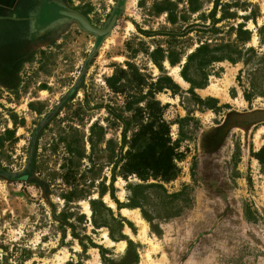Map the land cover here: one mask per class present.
Here are the masks:
<instances>
[{
	"label": "rangeland",
	"instance_id": "374dc122",
	"mask_svg": "<svg viewBox=\"0 0 264 264\" xmlns=\"http://www.w3.org/2000/svg\"><path fill=\"white\" fill-rule=\"evenodd\" d=\"M55 1L67 18L39 26L34 0H0V138L13 131L0 139V264H264V124L233 152V212L215 229L191 167L200 130L228 110L264 109V0ZM168 2L176 24L157 12ZM72 11L99 29L115 21L95 35ZM201 44L238 52L206 66L191 94L180 71ZM134 71L176 86L155 94L179 140L169 181L123 175L138 129L125 106L149 89Z\"/></svg>",
	"mask_w": 264,
	"mask_h": 264
},
{
	"label": "trees",
	"instance_id": "16d2710c",
	"mask_svg": "<svg viewBox=\"0 0 264 264\" xmlns=\"http://www.w3.org/2000/svg\"><path fill=\"white\" fill-rule=\"evenodd\" d=\"M190 10H195L193 6L194 0H188ZM173 7H177L173 2H168L167 7L156 6L157 12H167L168 21L171 24H176V18L173 15ZM248 35V32H245ZM241 40H248V36ZM231 45L222 44L210 46L209 44H201L196 47L189 55H187L186 62L181 68V76L191 84L188 92L194 94L193 88H202L205 84V67L213 62L223 61L225 59L233 62L231 58ZM166 59L170 65H175L179 59H172L166 55L162 58ZM193 62L195 71H199L203 77L202 82L196 81L190 75V67ZM160 68V66H159ZM120 73H126L120 70ZM134 81L138 87L148 85V91L141 94L139 98L126 103V110H132L134 117H137L138 129L132 135L129 142V148L126 151V161L123 167V175L135 174L141 180H147L149 177L154 179H161L169 181L176 173L177 168L175 159L180 158L181 154L178 152L179 140L174 142L169 137L168 125L162 120V107L159 101L155 99V94L165 90H171L174 93L176 88L175 84L168 76H159L155 82L147 84L144 76L134 71ZM119 76H110L106 79L108 86L116 92L118 90L116 83ZM143 102V106L139 104ZM146 119V121L144 120ZM13 137V131L6 129L0 139H10ZM103 194L100 191V196ZM179 194H174L173 197H178ZM173 200V199H171Z\"/></svg>",
	"mask_w": 264,
	"mask_h": 264
},
{
	"label": "flooded vegetation",
	"instance_id": "af4514ba",
	"mask_svg": "<svg viewBox=\"0 0 264 264\" xmlns=\"http://www.w3.org/2000/svg\"><path fill=\"white\" fill-rule=\"evenodd\" d=\"M33 6L34 21L39 26V20L42 19L47 24L59 18H67L61 13L67 9L55 0H34ZM52 7L57 8L55 14L51 13ZM263 124L264 109L228 110L216 122L200 130L195 138L191 153L192 182L195 190H199L212 204L210 213L217 216L210 224L211 230L222 224L220 220H227L228 215L233 212L230 188L233 178L230 168L233 152L241 149L243 137L250 135L254 128ZM235 128H240L241 131Z\"/></svg>",
	"mask_w": 264,
	"mask_h": 264
},
{
	"label": "water",
	"instance_id": "95a60500",
	"mask_svg": "<svg viewBox=\"0 0 264 264\" xmlns=\"http://www.w3.org/2000/svg\"><path fill=\"white\" fill-rule=\"evenodd\" d=\"M68 14L77 22L78 26L82 30L95 34V35H104L107 32H109L115 21V16H114L106 28L99 29V28H95L94 26H92L90 22L84 16H82L81 14L75 11L69 12Z\"/></svg>",
	"mask_w": 264,
	"mask_h": 264
},
{
	"label": "bare ground",
	"instance_id": "6f19581e",
	"mask_svg": "<svg viewBox=\"0 0 264 264\" xmlns=\"http://www.w3.org/2000/svg\"><path fill=\"white\" fill-rule=\"evenodd\" d=\"M209 90H210V89H209ZM211 90H212V89H211ZM222 94H223V93H222ZM225 95H226V94H225ZM123 212H124V213H128L129 211H127V209H124ZM124 213H123V214H124ZM135 215H136V214H135ZM136 220H138V219H136ZM141 221H143V220L141 219ZM142 226H143V225H142ZM110 243H113V242L111 241ZM120 243H121L122 245L124 244V242H120Z\"/></svg>",
	"mask_w": 264,
	"mask_h": 264
}]
</instances>
